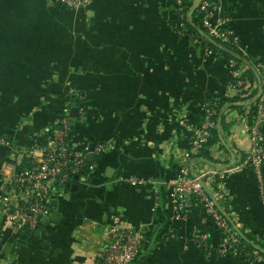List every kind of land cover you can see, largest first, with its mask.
<instances>
[{"label": "crops", "instance_id": "1", "mask_svg": "<svg viewBox=\"0 0 264 264\" xmlns=\"http://www.w3.org/2000/svg\"><path fill=\"white\" fill-rule=\"evenodd\" d=\"M200 1L186 0L187 20ZM217 17L241 55L264 62V0H218ZM208 38L182 28L175 0H90L86 10L0 0V189L78 92L72 146L103 145L92 152L95 169L55 196L45 222L16 230L0 213V264H94L103 226L118 214L144 230L131 264H246L218 252L221 231L193 191L186 210L173 192L174 179L201 176L234 229L264 235V166L261 188L249 158L253 99L222 105L210 158L188 152L204 101L235 95L234 71ZM259 130L264 136V120ZM202 231L206 249L196 244Z\"/></svg>", "mask_w": 264, "mask_h": 264}, {"label": "built area", "instance_id": "2", "mask_svg": "<svg viewBox=\"0 0 264 264\" xmlns=\"http://www.w3.org/2000/svg\"><path fill=\"white\" fill-rule=\"evenodd\" d=\"M63 6L69 9L86 10L90 0H58ZM176 1V8L181 9V0ZM200 10L202 19L198 21V31L219 41L238 42L237 35L228 27L222 26L227 20L224 17L213 19V12L218 8V0H201ZM211 50V49H210ZM230 67L235 65L233 59L228 61ZM261 70L262 80L257 82L259 91L262 93L260 101L253 109H257L255 118L249 126V134L252 141L250 151V166L256 174L258 183L262 188L261 164L264 159V136L259 130L260 123L264 120V65L257 64ZM242 82L238 81V85ZM232 86V84H231ZM234 89V88H233ZM77 97V93L75 94ZM78 98V97H77ZM251 99H255L253 96ZM215 103H213L214 105ZM213 105L204 101L203 113L199 123H193L189 127L190 141L188 152L190 155H197L207 143L211 131L217 127L216 114ZM80 110V109H78ZM68 110L59 119V125L48 127L43 135L35 136L29 146L25 149L24 156L27 158V166L15 171L5 180L0 189V213L7 216L11 227L16 230L33 229L41 223L44 216H48L52 200L63 189H68L72 175L79 179H85L92 172L96 164L87 159L89 153H100L103 145L98 144L93 151L89 145L77 150L71 143L72 123ZM42 136L43 141L38 137ZM0 142L4 140L0 135ZM173 192L180 208L186 210L185 193L193 191L203 203L212 223L223 233L220 238L218 252L236 253L234 243L239 241L232 228L225 222L222 212L214 204L204 189V182L201 176L182 177L173 180ZM104 245L95 253L94 264H131L139 256L144 240V230L141 225L138 227L127 225L123 218L118 215L111 216L110 220L103 226ZM207 234L198 233L196 244L205 248ZM253 257L259 261L255 251Z\"/></svg>", "mask_w": 264, "mask_h": 264}, {"label": "trees", "instance_id": "3", "mask_svg": "<svg viewBox=\"0 0 264 264\" xmlns=\"http://www.w3.org/2000/svg\"><path fill=\"white\" fill-rule=\"evenodd\" d=\"M186 0H181V3L179 6L181 9L177 10V15L178 17H181L182 20V28L187 29L191 34L194 36H199L201 35L200 31H198V21L202 19V11L200 10V4L196 6L194 9L192 15L190 16L189 20H187L186 17ZM194 19L196 21H194ZM208 47L211 49V51L214 53L215 56H221L226 59V61H229L230 59H233L235 62V65L231 67V69L234 71V77L232 78L231 84L232 87L235 90V95L231 98L227 99H222L219 97H211L205 101L209 102L210 105H213V108L215 109L216 114L212 116V118H216L218 116V113L220 112V109L222 105L226 101H239V100H245L252 98L255 96L254 103L257 104L260 101L262 93H258L259 87L257 88V82L262 80L261 77V70L257 68V64L261 63L264 65V62L261 61H256V62H251L247 56L244 57L241 55L237 49H238V42H233L232 39L229 41H219L216 38L210 37L206 40ZM244 61H250L251 64L250 66L244 68L243 71H240V65L244 63ZM238 81H241L242 83L238 85ZM81 92L77 93V97L80 96ZM76 96L72 95L71 99L69 100V107L71 104L74 102L76 105H78L79 97L77 98ZM257 113V109H251V112L249 114L248 120L249 123L252 122L253 118H255ZM71 123H72V128H73V121L76 120V118H71ZM200 119L198 120L197 123H199ZM223 124V123H222ZM59 125V122H57L53 127H56ZM38 140L41 142L43 141V137L40 136L38 137ZM219 141V135L218 131L216 128H214L211 131V136L209 137L207 143L204 145V147L200 150L198 153L199 156H203L205 158H210L209 156V151L207 147L213 145L215 142ZM95 162V161H93ZM27 158L23 157L17 170L27 166ZM264 166V159L261 164V169ZM78 179L74 178V175L71 176V181L70 184L77 182ZM222 212V211H221ZM223 218L227 225L232 228L233 232L235 235L238 237L239 241L237 243H234V247L236 250V255L239 259L242 261H245L246 264H264V235L257 236V237H251L247 235L246 233H241L238 230L234 229L228 218L224 215L222 212ZM212 228H217L214 224L212 225ZM200 233H206L207 231H202ZM223 233L221 232L220 238H223ZM208 235L206 239V245H208ZM202 248V247H201ZM202 249H206L202 248ZM256 252L259 256H261V260L257 261L253 257V252ZM137 260V259H136ZM135 260V261H136ZM134 261V262H135Z\"/></svg>", "mask_w": 264, "mask_h": 264}, {"label": "water", "instance_id": "4", "mask_svg": "<svg viewBox=\"0 0 264 264\" xmlns=\"http://www.w3.org/2000/svg\"><path fill=\"white\" fill-rule=\"evenodd\" d=\"M194 9H195V7L193 8V10H194ZM191 12H193V11H191ZM78 115H79L78 107H77L76 104L73 102V103L71 104V107H70L69 116L72 117V118H76V117H78ZM89 147H90V150L92 151L93 148H94V143H90V146H89ZM87 159H88L89 161H93V159H94V155H93V153H89V154L87 155ZM213 165H214V164H213ZM215 166H216V165H215ZM217 166H218V165H217ZM74 178L77 179V175H75ZM77 187H78L77 183H74V184L71 185V189H72V190H76ZM51 219H52V217H51ZM46 220H47V217L44 216V217H42L41 222H45ZM140 258H141V255H139L138 260H139Z\"/></svg>", "mask_w": 264, "mask_h": 264}]
</instances>
